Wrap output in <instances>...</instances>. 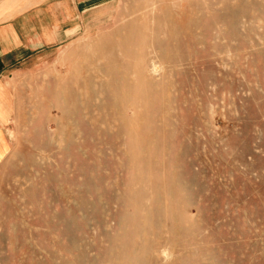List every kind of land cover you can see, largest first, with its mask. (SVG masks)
<instances>
[{
  "label": "rangeland",
  "instance_id": "rangeland-1",
  "mask_svg": "<svg viewBox=\"0 0 264 264\" xmlns=\"http://www.w3.org/2000/svg\"><path fill=\"white\" fill-rule=\"evenodd\" d=\"M100 3L9 79L0 264H264V0Z\"/></svg>",
  "mask_w": 264,
  "mask_h": 264
},
{
  "label": "crops",
  "instance_id": "crops-1",
  "mask_svg": "<svg viewBox=\"0 0 264 264\" xmlns=\"http://www.w3.org/2000/svg\"><path fill=\"white\" fill-rule=\"evenodd\" d=\"M100 1L0 0V108L10 101L11 76L72 41L81 18L103 5Z\"/></svg>",
  "mask_w": 264,
  "mask_h": 264
},
{
  "label": "bare ground",
  "instance_id": "bare-ground-1",
  "mask_svg": "<svg viewBox=\"0 0 264 264\" xmlns=\"http://www.w3.org/2000/svg\"><path fill=\"white\" fill-rule=\"evenodd\" d=\"M108 262V261H107ZM132 263V262H131Z\"/></svg>",
  "mask_w": 264,
  "mask_h": 264
}]
</instances>
